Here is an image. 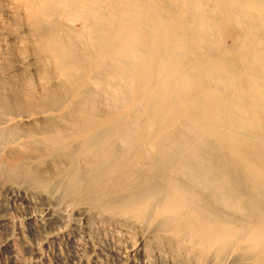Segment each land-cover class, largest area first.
Here are the masks:
<instances>
[{"label": "bare ground", "instance_id": "bare-ground-1", "mask_svg": "<svg viewBox=\"0 0 264 264\" xmlns=\"http://www.w3.org/2000/svg\"><path fill=\"white\" fill-rule=\"evenodd\" d=\"M13 4L0 177L264 264V0Z\"/></svg>", "mask_w": 264, "mask_h": 264}, {"label": "rangeland", "instance_id": "rangeland-1", "mask_svg": "<svg viewBox=\"0 0 264 264\" xmlns=\"http://www.w3.org/2000/svg\"><path fill=\"white\" fill-rule=\"evenodd\" d=\"M13 10V0H0V52H9L1 55L0 65L10 67L7 74L18 69L32 74L28 63L33 56L24 54L16 33L2 28L12 22ZM18 59L24 61L21 68ZM7 150L0 159L7 157ZM32 186L21 179L0 177V264L250 263L238 258L237 251L219 262L213 253L200 255L179 249L154 221L144 224L126 216L103 214L87 204L72 203L61 189L44 191Z\"/></svg>", "mask_w": 264, "mask_h": 264}]
</instances>
